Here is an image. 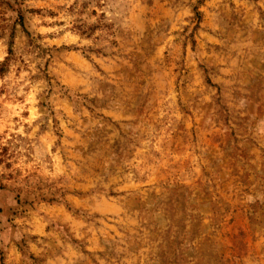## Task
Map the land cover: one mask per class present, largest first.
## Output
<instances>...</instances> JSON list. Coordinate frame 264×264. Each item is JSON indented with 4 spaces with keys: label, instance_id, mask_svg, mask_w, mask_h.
Wrapping results in <instances>:
<instances>
[{
    "label": "rangeland",
    "instance_id": "374dc122",
    "mask_svg": "<svg viewBox=\"0 0 264 264\" xmlns=\"http://www.w3.org/2000/svg\"><path fill=\"white\" fill-rule=\"evenodd\" d=\"M0 264H264V0H0Z\"/></svg>",
    "mask_w": 264,
    "mask_h": 264
}]
</instances>
